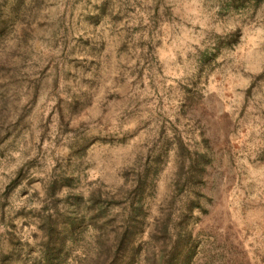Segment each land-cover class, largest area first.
Returning <instances> with one entry per match:
<instances>
[{"label":"rangeland","instance_id":"obj_1","mask_svg":"<svg viewBox=\"0 0 264 264\" xmlns=\"http://www.w3.org/2000/svg\"><path fill=\"white\" fill-rule=\"evenodd\" d=\"M46 255L264 264V0H0V264Z\"/></svg>","mask_w":264,"mask_h":264},{"label":"trees","instance_id":"obj_2","mask_svg":"<svg viewBox=\"0 0 264 264\" xmlns=\"http://www.w3.org/2000/svg\"><path fill=\"white\" fill-rule=\"evenodd\" d=\"M191 166H192V164H191ZM194 166V168H195V165H193ZM193 166H192V168H193ZM100 206V205H99ZM100 208V207H99ZM98 208V209H99ZM71 227V224H69V228ZM61 239H59V241H56L55 243H54V246L53 247H55L54 249H53V251L51 252V253H54V252H56V251H58V249H59V247H60V241ZM52 242V237H50V239H49V241L47 242V244H49V243H51ZM49 245H47V247H48ZM46 247V248H47ZM52 247V248H53ZM49 248V247H48ZM48 252H46V254H47ZM44 260H43V264H52V262L53 261H55L56 260V258L55 257H49V255H46V256H44V258H43Z\"/></svg>","mask_w":264,"mask_h":264}]
</instances>
